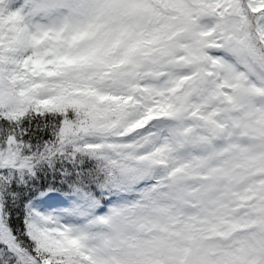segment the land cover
I'll list each match as a JSON object with an SVG mask.
<instances>
[{"label": "snow or ice", "instance_id": "6c2138e0", "mask_svg": "<svg viewBox=\"0 0 264 264\" xmlns=\"http://www.w3.org/2000/svg\"><path fill=\"white\" fill-rule=\"evenodd\" d=\"M0 264H264V0H0Z\"/></svg>", "mask_w": 264, "mask_h": 264}]
</instances>
